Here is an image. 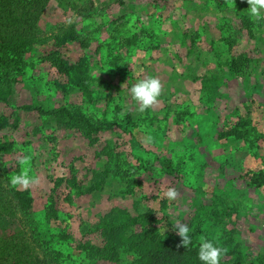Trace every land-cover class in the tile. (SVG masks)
I'll return each mask as SVG.
<instances>
[{"label": "rangeland", "instance_id": "1", "mask_svg": "<svg viewBox=\"0 0 264 264\" xmlns=\"http://www.w3.org/2000/svg\"><path fill=\"white\" fill-rule=\"evenodd\" d=\"M92 2L79 16L63 0H50L38 29L48 34L75 24L83 43H65L58 53L70 64H87L95 92L86 97L53 87L59 76L39 61L53 48L49 41L26 56L27 62L39 60L25 70V81L13 86L10 105L0 104V116L7 118L0 128V201L24 190L12 187L9 179L24 170L21 161L27 158V173L38 178L27 188L38 223L34 237L41 253L60 252L57 264H136L137 254L127 245L115 260L80 251L86 242L97 248L108 243L93 227L116 210L131 217L150 212L163 238L175 233L170 226L176 220L192 221L190 234L198 230L225 250L238 245L264 253V19L251 18L245 0ZM122 38L135 43L120 44ZM240 56V71L232 78L222 65ZM148 76L161 81L162 93L141 113L128 90ZM212 76L220 82L215 93L200 81ZM35 104L65 106L94 122L105 118L121 126L87 136L36 112L16 111ZM237 119L249 120L254 128L248 142L232 133ZM148 136L151 142L145 143ZM5 142L10 151L1 147ZM155 159L172 161L177 174H161ZM104 174L102 190L89 193L94 177ZM168 188L178 192L173 201L163 196ZM50 201L61 216L47 226L44 212ZM225 207L237 210L227 226L215 225L207 215L192 220L200 208L219 212ZM143 228L136 224L127 235ZM19 229L18 218L0 215V238ZM228 235L233 242H227Z\"/></svg>", "mask_w": 264, "mask_h": 264}, {"label": "trees", "instance_id": "2", "mask_svg": "<svg viewBox=\"0 0 264 264\" xmlns=\"http://www.w3.org/2000/svg\"><path fill=\"white\" fill-rule=\"evenodd\" d=\"M50 0H0V104L10 105V96L12 89L18 82H23L26 76L27 68L34 69L35 62L26 61V56L33 53L38 48L49 46L52 42V49L45 53L41 58L43 63H48L59 76L55 79L53 87L63 94L70 91H78L86 97H90L94 92V82L88 75L87 64H70L64 60L58 53V50L65 43H83L77 37L75 24L60 29L58 32L42 34L39 29V21ZM67 7L71 8L77 15L82 16L87 9L93 7L92 0H63ZM122 4V0H118ZM135 43V40L122 38L120 44ZM243 57L237 60L225 61L222 67L232 78L240 71V64ZM31 80V79H30ZM62 80L63 82H61ZM201 86L209 89L210 93H215L220 88L219 79L216 77L200 79ZM69 89V90H68ZM24 112H36L39 116H44L48 120H54L57 123L66 124L68 127H75L82 130L87 136L97 135L109 127L121 126L115 122L107 121L102 118L94 122L91 118L82 113L73 112L65 106L48 109L41 104L32 106H21L16 109ZM127 126L131 131L135 129L130 117L127 115ZM7 122L5 116H0V128H3ZM250 121L237 119L232 133L237 140L249 141L254 128L250 126ZM13 127L17 125V119H13ZM132 134V133H130ZM130 140L134 143L133 134ZM250 144V143H249ZM6 151L11 150V144L5 142L1 146ZM161 168V174L174 177L177 169L170 160L160 161L155 159ZM148 170L146 169V172ZM108 174L94 177L93 187L88 191L94 193L102 190ZM126 177V175H125ZM254 177L253 182H258ZM8 193V192H7ZM3 196V195H1ZM0 200H3L2 197ZM34 199L28 189L14 190L11 197L5 199V203L0 201V215H6L12 218H18L20 229L12 236L0 238V264H57L60 252L54 249L49 252H40V246L36 240L38 223L35 220L33 211ZM209 207V206H208ZM207 207V209H208ZM200 208L196 211L193 221H199L206 215L215 225L227 226L226 219L231 214L237 216L236 208L225 207L222 211H214ZM61 214L55 207L54 202L50 201L44 212L46 225L51 222L56 223ZM191 222L187 225L190 227ZM136 224L141 225L143 230L136 235L128 236V231ZM154 224V227L152 226ZM158 221L151 216V213H145L135 217L129 216L126 211L116 210L105 216L93 229L102 232V236L108 243L99 248L86 242L81 245L80 251L84 254L98 256L101 259L111 256L114 260L117 258L118 250L121 246L127 245L129 251L137 254L136 264H201L197 253L201 243V238L212 240L214 244L224 248V244L219 245L213 238L204 236L198 230L191 233L192 242L187 248L180 247V237L176 233H169L163 238L157 227ZM234 230L235 222H229ZM148 226V227H147ZM85 230H87L85 228ZM60 239H68V235L58 234ZM234 239L228 235L227 242H233ZM228 243H225L228 245ZM230 258V259H227ZM221 264H264V253H251L247 249H240L235 245L233 249L225 250V255L221 259Z\"/></svg>", "mask_w": 264, "mask_h": 264}, {"label": "clouds", "instance_id": "3", "mask_svg": "<svg viewBox=\"0 0 264 264\" xmlns=\"http://www.w3.org/2000/svg\"><path fill=\"white\" fill-rule=\"evenodd\" d=\"M245 2L248 5L247 12L251 18L257 21L264 19V0H245ZM128 93L133 101L135 109L138 112L143 113L145 110L158 103V98L162 93L161 81L156 77L148 76L134 83L129 88ZM151 139L152 138L150 136L145 137L144 142L150 143ZM27 164L28 159H23L21 161V167L24 168V170L19 174L10 176L9 183L12 187L27 189L30 185L38 183V178L27 173ZM163 196L169 201H173L177 198L178 192L174 188H168L163 193ZM247 207L251 208L252 206L247 205ZM168 227L169 226L165 227L162 235ZM170 227L180 237L179 246L187 248L192 242L189 226L179 220H176ZM224 255L225 249L214 244L212 240L201 238V243L197 253L201 264H221V259Z\"/></svg>", "mask_w": 264, "mask_h": 264}]
</instances>
